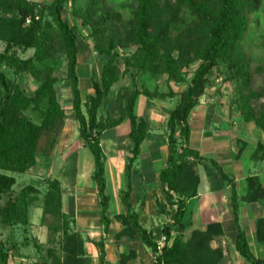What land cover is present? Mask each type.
Wrapping results in <instances>:
<instances>
[{"label":"trees","instance_id":"trees-1","mask_svg":"<svg viewBox=\"0 0 264 264\" xmlns=\"http://www.w3.org/2000/svg\"><path fill=\"white\" fill-rule=\"evenodd\" d=\"M67 1L53 0L50 4L40 5L27 0H0V39L7 41L5 50L0 51V224L14 227L11 231L14 234L15 229L30 223V208L39 202L43 208L42 223L48 228V241L56 244L46 249L44 261H38V264H91L92 255L88 252L86 242H94L98 247L100 264H112L106 259L105 242L112 217L109 213L111 195L106 180V155L101 142L102 133L108 125L99 115V110L106 103L108 91L121 72L116 63L117 45L134 44L137 50L132 57H125L123 72L134 75L132 67H135L137 71L167 74L169 89L166 92L134 88L127 105L122 107L120 117L114 123L129 118L132 143L125 164L127 189L122 194L127 212L115 215L123 224L116 238L120 239L124 235L129 238L137 234L153 251L151 264H226L228 256L224 253L223 245L213 247L210 244L211 239L219 240L224 236L220 221L208 223L205 229L195 227L189 237L185 235L189 226L187 200L198 194L201 178L196 165L203 158L188 145L191 133L189 115L210 83L211 70L220 63L230 70L232 79L243 83L242 89L248 86L250 60L244 51V43L252 28L249 13L257 10L260 0H138L124 21L122 31L114 27L106 46H99V51L111 54V58L104 64L101 81L95 77L92 79L94 92L85 100L86 112L83 110L77 72L78 36L62 13ZM86 1L89 10L82 13L78 11V15L83 17L85 23L91 21L94 31L98 33L111 19V13L105 4L106 0ZM13 10H17L19 15H9ZM45 10L52 20L44 21ZM92 10L101 12L94 20L91 19ZM53 22L58 27L67 55V76L71 82L72 108L79 123V134L94 156L92 178L104 231L99 240H94L90 235L86 239L82 232L73 228L77 219L64 210V189L58 177L47 179V188L42 196L35 184L15 187V174L27 172L40 161L51 165L66 121L65 109L54 87L57 77L48 73L32 94L25 91L16 79L19 74L33 70L34 64L47 56L45 52L50 51L49 31L54 28ZM16 46L34 47L35 54L27 59L22 58L11 53ZM194 61L199 63L190 83L177 92L171 82H183V72ZM4 66L9 68L14 77L7 73ZM139 94L151 98L179 97L166 120L169 131L168 157L165 167L159 172L167 202L176 205L172 209V223L161 228L165 237L162 243H158L152 230L143 225L141 211L130 201L135 163L148 133V121L134 112ZM241 102L245 118L254 120L264 131V110L257 112L249 96H244ZM28 108L36 111L41 117L40 122L26 113ZM259 148H264V144H260ZM212 162L216 171L231 184L238 230L236 250L250 264H264V257H257L252 251L246 231L240 224L239 198L234 179L215 160ZM49 216L53 217L51 221H47ZM256 234L264 243V217L257 220ZM25 242L30 243L28 240ZM35 245L39 249L44 248L42 242L38 241ZM4 246L8 249H4ZM17 247H20L19 241L13 235L4 242L0 240V264H10V249ZM131 252L123 253L121 260L115 264H122L136 256L135 252Z\"/></svg>","mask_w":264,"mask_h":264},{"label":"rangeland","instance_id":"rangeland-1","mask_svg":"<svg viewBox=\"0 0 264 264\" xmlns=\"http://www.w3.org/2000/svg\"><path fill=\"white\" fill-rule=\"evenodd\" d=\"M27 1H34L40 3V5H47L53 0ZM137 3L138 0H106L105 4L111 13V19L108 21L107 25H104V29L98 33L94 31L93 23L91 21L85 23L83 17L78 15V11L82 13L85 10H89L88 1L68 0L66 2L65 8L62 10L63 17L67 19L70 25L74 27V30L78 36L79 52L77 72L79 75L80 88L84 102V112H86L85 100H87L88 96L94 92L92 79L95 77L98 81H101L104 64L111 58V54L107 52H100L99 46H106L108 36L113 33L114 27H116V29L118 27L119 31H122L124 21L130 16L131 8H133ZM38 9L40 10L41 7ZM91 13L92 20L96 19L101 14L100 11L94 12V10H92ZM9 15L18 16L19 13L17 10H13L9 12ZM45 20H52L51 16L46 10L44 12V21ZM249 20L252 24V28L248 31V39L244 43V51L250 60V82L248 86L242 89L243 83L232 79L230 70L223 63H220L211 70L209 74L210 83L206 87L204 93L200 96V99H219V101H222L223 103V109L232 113L243 112L241 109V99H243L244 96L250 97L252 106L257 112L264 110V0H260L259 7L256 11L249 13ZM53 25V30L49 31L51 35V39L49 40L51 43L49 46L50 51L45 52L47 53V56L44 57V59H42L40 62L34 64V67L32 68L33 70H31L33 73L31 71H26V73L16 76V79L23 85L25 91H27L29 94H32L48 73H51L53 76L57 77L54 87L56 89L58 99L63 105L66 113L65 125L57 142L59 146L56 152L59 157V162H63V165L57 170V168H52V166H48L47 164L40 161L38 164L41 166H37L38 164H36L27 172L17 174L18 184L15 187L23 186L29 183L36 184L39 188L40 196H42L47 188V179L52 178L55 174H57V177L62 179L61 181L64 189L65 200H70L71 206L75 197L82 198L83 194L87 193L88 191H92L91 196H85V200L81 202L85 207L87 206L90 209L95 207V210H99L98 212H100L96 187L94 190H90L88 184H79L76 181L75 149H78L81 143L83 144V140L80 137L79 123L74 117V111L72 108L73 93L71 82L67 76V55L63 46L62 38L59 35L58 27L56 26L55 22H53ZM6 45L7 41L0 39V51H4ZM116 50L118 51L116 63L120 66L121 72L118 80L113 83L110 90L108 91V95L106 96L107 101L100 108L99 115L102 116L108 125L107 129L102 133L101 142L106 155V166L108 168V170L106 169V180L108 192L111 195L109 213H113V211L116 209V198L118 202H120V206H123L124 213H126L127 208L122 202V194L127 189L125 164L127 161V156L130 153L132 143L128 138L118 137L116 135L115 129L119 123H114L120 117L122 107L127 105V99L132 94L134 88H147L151 91L160 89V91L167 92L169 89V84L167 74H152L150 72L137 71L135 67H132L134 75H132L130 72H123L126 67L125 57H132L137 50V45H117ZM13 52L16 55L27 59L34 56L35 48L16 46V48L14 47L11 51V53ZM198 63L199 61H194L188 68L185 69L183 72L185 73V80L183 82H171V85H173L177 92H180L182 89L186 88L190 83ZM4 68L7 70V73L14 77L12 73L9 72L10 70L7 66H4ZM87 71L90 72L87 73ZM239 89H242V91L239 92ZM156 98L168 99L169 97ZM174 99H179V97H175ZM26 113L30 115L35 121H41V117L37 115L36 111L32 108H28ZM165 133L168 136L169 131L166 130ZM70 145L72 148H70ZM203 165L204 162H202V160H200L196 165V170L199 172V174L201 172L203 174L205 165L208 166L207 163H205L204 166ZM213 167L210 166L212 169ZM83 205L81 207H84ZM154 205V208L157 209V213L155 219L151 218L154 226H151L152 228L150 229L152 230V235L157 239L158 243H162L165 237L161 233V228L166 224L172 223V209H175L176 205L172 206L167 202L166 194L161 181L156 185V203ZM67 207H69V205H67ZM192 207L193 206L191 204L189 206L191 215L188 213L187 217L189 226L185 231L186 238L191 235V231L195 225V220H192ZM135 208L139 209L141 212L144 211L146 209L145 200L142 199ZM52 219L53 217L49 216L47 221H51ZM118 221L119 222L117 225L123 227L122 222L120 220ZM41 225L45 224L41 223ZM13 228L14 227H9L6 224H0V240L4 242L10 235H13V238L20 241L22 245H25L10 249L12 258L18 256L21 253L23 256L30 257L36 262L41 260L44 261L46 249L56 244L54 242L48 241V228H45L46 230L38 228L34 232L29 231L28 236L25 235L22 227L15 229L13 231L14 234H12L11 231ZM73 228H76L78 231L82 232L85 238L87 236L89 237V234L83 227L81 220L77 219V224L73 225ZM175 234L176 233H174L173 236H175ZM95 235L96 236L93 237H96L99 240V234ZM224 238L225 237L223 236L219 240L211 239L210 244L213 247H217L220 244L223 245L224 253H226L228 256V261L226 264H243L242 259H247L241 254H237L238 251L236 252L235 249L230 247L227 242L224 243ZM27 239H30L29 244L25 242ZM40 239L44 240L43 249H39L35 245V243L38 241L40 242ZM108 239L109 236L107 235V240ZM114 239H116L118 244H120L121 241L130 240L133 242L135 241L134 244L136 245L141 241L137 234L129 238L124 235L120 239H117L116 237H114ZM114 244L115 243L113 242V245ZM4 249H8V247L4 246ZM112 249L114 253L117 252L115 245ZM131 251L136 253V256L130 258L134 259L132 261L136 264H151L154 259V254L151 249H149V258L146 256V253L142 251V249L141 252L138 253L139 256L135 248H129V253Z\"/></svg>","mask_w":264,"mask_h":264},{"label":"crops","instance_id":"crops-1","mask_svg":"<svg viewBox=\"0 0 264 264\" xmlns=\"http://www.w3.org/2000/svg\"><path fill=\"white\" fill-rule=\"evenodd\" d=\"M89 72L87 71V73ZM174 98L157 99L139 94L134 105L135 114L145 117L148 121V133L141 144V152L135 163L134 186L130 201L136 207L142 199L145 200L146 209L141 212L140 219L148 229L154 226L151 218L155 219L157 213L154 204L156 203V185L160 183L159 172L167 163L166 120L179 100ZM218 101L219 99H200L189 115L191 133L188 145L194 148L200 157H203L202 162H204V165L207 163L208 166L203 165V174L200 173L198 194L187 200L188 213H190L189 206L192 204V220H195L193 228L197 226L205 229L208 223L220 221L224 230L225 238L223 242H227L237 252L235 244L238 230L232 201V188L230 182L220 172L216 171V167L212 162L215 160L234 179L239 198L240 224L246 231L254 254L257 257H264V243L258 239L256 234L257 220L264 217V148H259L260 144H264V131L254 120H247L243 112L232 113L226 111L222 107V101ZM115 130L118 137H126L131 140L129 137L131 130L129 118H124ZM58 146L59 144L56 145L53 161L50 165L52 168H57V170L63 165V162H59V157L56 154ZM70 148H72L71 145ZM75 151L76 181L79 184H88L89 189L94 190L95 182L92 178L95 168L94 156L90 148L85 146L84 143H81ZM37 166L41 165L38 164ZM210 166H214L213 169ZM106 169L108 170L107 166ZM17 174H15L16 178ZM54 177H57V174L52 178ZM58 178L62 180L60 177ZM17 184L18 179L15 186ZM91 194L92 191H88L83 194L82 198L75 197L72 206L71 201H66L64 197V210L81 220L88 234L94 240H98L93 236L99 234L101 237L104 234L100 212L95 210V207L92 209L85 207L81 202L85 200V196L89 197ZM115 202L116 209L113 213H110L112 222L107 234L109 241L106 239L105 242L106 259L108 262L115 264L121 260L123 253H129L131 247L137 250V254L142 249L149 258L150 248L141 241L136 245L134 244L135 241L130 240H124L118 244L114 239L121 228L120 225H117L119 221L115 218V215L124 213L123 206H120L117 198ZM82 205L84 207H81ZM42 213L41 203L37 202L31 206L30 223L22 226L26 236H28L29 231L34 232L38 228L46 230L47 226L41 225ZM27 240L30 241V239ZM40 242L43 243L44 240L40 239ZM113 242L117 249L116 253L112 249ZM19 246L25 245L20 242ZM86 246L92 255L91 264H100V251L95 243L86 242ZM132 260L134 259L123 261L122 264H136ZM242 260L243 264H250L249 261ZM10 264L38 263L20 253L18 256L11 258Z\"/></svg>","mask_w":264,"mask_h":264}]
</instances>
